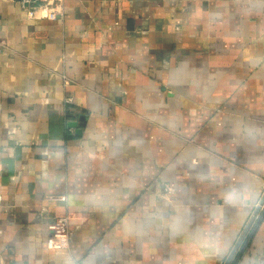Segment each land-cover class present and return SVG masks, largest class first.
<instances>
[{
  "label": "crops",
  "instance_id": "obj_1",
  "mask_svg": "<svg viewBox=\"0 0 264 264\" xmlns=\"http://www.w3.org/2000/svg\"><path fill=\"white\" fill-rule=\"evenodd\" d=\"M263 195L264 0H0V264H224Z\"/></svg>",
  "mask_w": 264,
  "mask_h": 264
},
{
  "label": "built area",
  "instance_id": "obj_2",
  "mask_svg": "<svg viewBox=\"0 0 264 264\" xmlns=\"http://www.w3.org/2000/svg\"><path fill=\"white\" fill-rule=\"evenodd\" d=\"M17 3L26 15L37 19H55L62 10V0H10ZM63 198V197H61ZM46 245L49 249L60 250L68 247L70 229L68 216L57 217L48 225Z\"/></svg>",
  "mask_w": 264,
  "mask_h": 264
},
{
  "label": "water",
  "instance_id": "obj_3",
  "mask_svg": "<svg viewBox=\"0 0 264 264\" xmlns=\"http://www.w3.org/2000/svg\"><path fill=\"white\" fill-rule=\"evenodd\" d=\"M70 124L74 125V123H70ZM262 213H264V195L261 198V200L259 201L258 205L256 206L252 216L250 217V220L248 221L245 229L241 233L240 237L238 238L237 242L235 243L230 255L227 257L224 264H230V263L233 264V262L235 260L234 256H235L237 250L239 249V247L241 246L242 240L246 239L250 236V234L252 232V229L250 230V228H251L253 222L255 221V219L257 221L259 219V217L262 215ZM256 221H255V223H256ZM233 258H234V260H233V262H231Z\"/></svg>",
  "mask_w": 264,
  "mask_h": 264
}]
</instances>
